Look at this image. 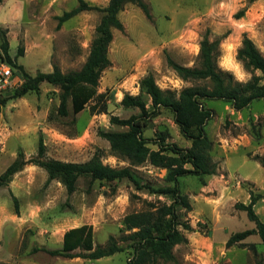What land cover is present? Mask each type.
I'll use <instances>...</instances> for the list:
<instances>
[{"label": "rangeland", "instance_id": "1", "mask_svg": "<svg viewBox=\"0 0 264 264\" xmlns=\"http://www.w3.org/2000/svg\"><path fill=\"white\" fill-rule=\"evenodd\" d=\"M83 1L100 8L109 3ZM144 1L150 19L139 7L128 4L119 14L124 30L112 31L111 66L102 73L97 89L104 95L99 104V108L106 107L104 113L92 112L93 101L77 115L69 106V115L60 117V89L47 83L41 84L39 93L13 99L24 78L5 94L7 104L0 111V175L19 151L27 160L36 157L40 137L46 145L45 159L84 163L98 155L110 167L129 166L111 151L99 131H126L127 127L113 124L111 117L129 119L140 114L139 109L121 104L127 94L140 96L151 110V100L140 87L149 74L159 88L177 95L183 88L204 84L183 81L167 59L185 67L198 66L200 43L206 35L220 41L218 66L230 72L235 82L245 84L262 76L260 71L246 70L237 52L246 35L264 56V0ZM78 5L79 0H1L0 30L6 31L11 59L32 76L48 73L55 65L64 73L80 70L102 13L84 11L58 27L57 18ZM21 48L23 56H19ZM201 103L212 112L205 132L213 142L209 156L218 169L204 178L193 174L180 178L181 192L193 207L187 215L182 210L192 231L184 232L188 244L176 246L174 254L180 264H262L264 246L258 235V241L244 247L226 248V242L232 234L255 227L246 212L234 206L248 204L250 190L264 193V169L253 159L264 156V99L240 111L220 99ZM146 124L142 138L152 150L162 143L191 148V140L181 133L170 109L161 108ZM134 171L143 183L170 187L164 167L146 162ZM47 181L43 168L29 164L0 187V264H129L128 250L99 260L54 256L48 251L60 249L64 232L82 225L93 227L94 245L103 247L109 237L120 238L128 214L147 211L151 202L170 203L166 196L136 190L128 179L100 183L82 176L71 195L59 179ZM226 234L230 236L223 240Z\"/></svg>", "mask_w": 264, "mask_h": 264}, {"label": "trees", "instance_id": "2", "mask_svg": "<svg viewBox=\"0 0 264 264\" xmlns=\"http://www.w3.org/2000/svg\"><path fill=\"white\" fill-rule=\"evenodd\" d=\"M255 0H248L252 3ZM1 2V0H0ZM128 4L139 7L147 18H151L149 8L144 0H109L106 7L90 6L83 0L69 12L58 17V27L84 11H98L102 13L96 27V37L91 43L90 53L83 67L78 71L64 73L55 65L49 73L38 72L30 75L23 66L16 64L9 56V42L6 31L0 30V54L12 69L24 78L21 89L15 93L13 99L26 96L28 93H39L42 83L57 86L60 89L57 114L60 117L69 115L71 106L74 115L82 112L93 101L92 112L104 113L106 107L99 108L103 94L98 93V86L102 73L111 66L108 56L109 46L113 40V29L123 31L124 27L119 19L120 12ZM241 12L240 15L242 14ZM220 41L210 40L206 35L200 43L199 64L196 67H185L167 59L168 65L186 82H202V85H192L183 88L179 94L162 90L155 82L152 74L141 80V90L151 100V110L140 96L125 95L121 104L126 108H137L139 115L129 119L111 117L113 124L127 127L126 131H99V136L110 144V149L116 155L125 158L129 166L113 168L103 164L98 155L84 163L63 162L55 159H45L46 145L40 137L37 155L27 160L22 151L16 159L0 175V187L11 181L12 177L29 164L43 168L48 174V181L59 179L65 186L67 193L76 190L78 179L88 176L92 181L113 183L128 179L135 185L136 190H147L148 193L166 196L170 203H148L149 209L142 212H132L123 221L119 239L109 237L105 246H95L93 227L82 225L67 230L63 235L62 247L48 252L54 256L67 258H83L99 260L113 256L124 250L130 252L129 264H180L174 254V248L187 245L188 238L185 231H192V227L185 215L193 210L187 195L181 192L179 180L186 175L193 174L204 178L217 172V163L209 156L213 142L209 140L205 126L212 118V112L201 103V100H223L235 110L240 111L249 107L254 101L264 99V56L255 43L246 35L237 52V59L243 63L246 70L260 71L262 76H255L251 81L242 84L235 82L233 75L218 66ZM23 49L19 56H23ZM7 100L0 99L1 106ZM170 109L174 113V121L181 133L191 140L188 150L178 149L175 145L160 144L158 150H152L142 138V130L147 121L159 113L160 109ZM50 119V118H49ZM259 139V137H258ZM264 168V156L253 157ZM167 169L166 181L170 187H160L149 182L143 183L135 175L134 168L144 163ZM190 165V169L186 168ZM205 185V183L203 182ZM248 204L236 203L235 209L246 212L250 221L255 224L253 229L234 233L226 242V248L234 245L244 247L248 237L258 235L264 246V222L256 214L254 206L264 200V193L249 191ZM17 207V199L14 197ZM182 210L184 214L182 215ZM184 217V218H183ZM78 250V252H76ZM262 264H264V259Z\"/></svg>", "mask_w": 264, "mask_h": 264}, {"label": "built area", "instance_id": "3", "mask_svg": "<svg viewBox=\"0 0 264 264\" xmlns=\"http://www.w3.org/2000/svg\"><path fill=\"white\" fill-rule=\"evenodd\" d=\"M22 84L21 77L12 69L0 54V99L15 87Z\"/></svg>", "mask_w": 264, "mask_h": 264}, {"label": "crops", "instance_id": "4", "mask_svg": "<svg viewBox=\"0 0 264 264\" xmlns=\"http://www.w3.org/2000/svg\"><path fill=\"white\" fill-rule=\"evenodd\" d=\"M53 71V67L52 68H50V69H47V72L49 73V72H52ZM46 73V72H45ZM46 114H44V118L46 119V117H47V113L48 112H45ZM81 113V112H80ZM45 144V143H44ZM245 158H247V157H245ZM56 160V159H55ZM59 161H61V160H59ZM255 161V160H254ZM64 162V161H63ZM76 163V162H75ZM259 164V163H258ZM260 165V164H259ZM9 166V164L6 166V167H8ZM5 167V168H6ZM261 167V166H260ZM264 169V168H263ZM211 182H213V179L211 180ZM254 209H255V211H256V214L259 216V218L264 222V200H262V201H259L255 206H254ZM71 229V228H70ZM69 230V229H68ZM65 233V232H64ZM213 234V233H212ZM64 235V234H63ZM230 235H227L226 234V236L224 237V239L223 240H227L228 239V237H229ZM256 236L257 235H252V236H250V237H248L246 240H244L243 241V243H249V242H251V241H258L257 239H256ZM252 239V240H251ZM62 241H63V239H62Z\"/></svg>", "mask_w": 264, "mask_h": 264}]
</instances>
